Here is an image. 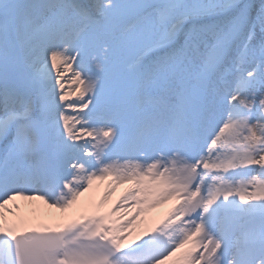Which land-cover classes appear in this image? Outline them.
<instances>
[{
	"label": "snow or ice",
	"instance_id": "obj_1",
	"mask_svg": "<svg viewBox=\"0 0 264 264\" xmlns=\"http://www.w3.org/2000/svg\"><path fill=\"white\" fill-rule=\"evenodd\" d=\"M169 260L264 264V0H0V264Z\"/></svg>",
	"mask_w": 264,
	"mask_h": 264
},
{
	"label": "bare ground",
	"instance_id": "obj_2",
	"mask_svg": "<svg viewBox=\"0 0 264 264\" xmlns=\"http://www.w3.org/2000/svg\"><path fill=\"white\" fill-rule=\"evenodd\" d=\"M67 75H68L69 78L71 77V73H67ZM70 90L74 91V88H72ZM94 183H97V181L94 182ZM128 187L129 186L117 187L115 189V191L112 193V195L109 197V200H108L107 204L104 205V208L106 209L112 203V201L115 200L116 197L119 196L120 193L123 192ZM103 191H104V188L99 186V187H97V189H96V191L94 193H91V191L85 193L79 200L80 203H81V206H77V207L81 208V209L83 207L85 209V212L91 211L93 206H95V205H97L99 203L100 197H101ZM16 204L19 205V208H22L25 211L23 213V215L19 214V215H21L23 217L25 215H29L30 217H32V215L34 213H36L34 217H37L39 215V213L37 212V210L39 208H42L45 211L47 210V208H48V210L51 209V208L48 207V205L44 204L43 201H39V200L28 201V200H23L22 199L20 202L16 201ZM159 207L161 209L160 210L161 211V218H159L158 220H155L153 218V225L156 224L158 221H160L162 218L165 217V215L167 214V212H168V210H169V208L171 206H169L166 203V204L159 205ZM53 213L56 215L58 213V211L55 210V212H53ZM158 213H159V211H158ZM146 217H147V215H146ZM136 230H137V228H136ZM136 230H135V232H136ZM135 232L133 233V235L135 234ZM165 264H172V261L171 260L165 261Z\"/></svg>",
	"mask_w": 264,
	"mask_h": 264
}]
</instances>
